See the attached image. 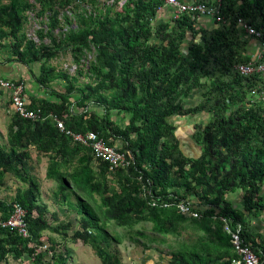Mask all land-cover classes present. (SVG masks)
I'll list each match as a JSON object with an SVG mask.
<instances>
[{
    "label": "trees",
    "instance_id": "trees-1",
    "mask_svg": "<svg viewBox=\"0 0 264 264\" xmlns=\"http://www.w3.org/2000/svg\"><path fill=\"white\" fill-rule=\"evenodd\" d=\"M38 1L41 14L48 12L51 20L39 32L40 44L20 35L32 6L0 0V47L1 39L12 36L19 60L40 62L35 77L50 94L33 97L30 107L46 116L56 113L75 132L95 131L113 146L121 141L117 148L131 152L134 162L112 173L105 160L73 141L50 117L33 120L12 113L7 141L0 143V186L7 173L26 186L11 202L0 198V217L20 203L30 236L0 227V264H69L70 248L57 250L59 243L53 235L44 237L46 230L82 240L102 264H121L111 249L121 233L112 234L110 225L131 230L143 222L162 235L178 234L186 224L198 232L193 244L172 251L168 264H227L235 250L224 219L233 230L240 228L243 242L264 264V240L251 230V216L264 212V72L242 74L237 68L264 60V0H198L220 4L221 21L216 15L202 21L205 16L189 12L176 17L165 0ZM167 8L173 12L163 17L160 12ZM60 9L70 10L64 15L69 26L55 36ZM239 19L260 34L248 35ZM45 37L50 43L43 42ZM254 38L260 57L249 53ZM67 49L76 64L73 74L49 64ZM80 76L88 80L81 82ZM56 80L62 90L53 86ZM199 93V102L186 107L185 100ZM201 112L209 114L207 123L195 124L202 152L190 157L172 118ZM33 148L49 157L47 178L57 183L54 199L78 211V228L72 220L54 224L60 220L57 213L48 218L40 179L30 168ZM238 194L240 203L230 197ZM69 197L75 200L68 203ZM153 199L173 205L153 206ZM180 200L190 202L199 217L182 214L175 205ZM135 233L147 237L141 230ZM42 242L51 245L53 258L38 251Z\"/></svg>",
    "mask_w": 264,
    "mask_h": 264
},
{
    "label": "rangeland",
    "instance_id": "rangeland-1",
    "mask_svg": "<svg viewBox=\"0 0 264 264\" xmlns=\"http://www.w3.org/2000/svg\"><path fill=\"white\" fill-rule=\"evenodd\" d=\"M117 8H121L120 4H118V7L116 6V9ZM69 11L67 9H60L59 18L62 20L60 24L61 28H54L52 32L55 36H58L59 33H61L60 31L66 30L69 26L66 25L64 20L65 14L71 15V12ZM49 16L50 14H45L43 17H39L38 19L36 18V14L34 15L30 13V19L26 22V28L29 31L34 32V35H32L31 38H34L37 44H40V38L38 37L39 34L37 35V30H39L41 27L47 28V25L51 22ZM71 20L73 24L74 17H71ZM43 42L50 43V39L45 37L43 38ZM251 43L252 44L250 46L249 53L253 55H259L262 51L259 40L254 38L252 39ZM8 53L12 55V51H9ZM49 64L58 70H69L72 74L75 72L76 68L74 57L70 49L58 52L57 56L49 61ZM35 73L38 75L41 73V70L37 65L35 66ZM87 80L88 79L84 76H80L81 82ZM61 85V80H56L53 83V86L55 88H59L60 90L63 89ZM198 99H200V93L191 97V100L190 97H188L185 100L186 107L197 104L199 102ZM200 116L202 115H197V117ZM10 121L11 113L8 111V109H4V111L0 110V129L3 131V133L0 132L1 144L6 143L7 141V130ZM116 145L120 146L121 141H117ZM48 163L49 157L47 155L40 154L34 148L32 149L30 168L33 174L37 175L40 179L41 201L49 206L48 218L52 220V214L57 213L60 220L54 222V224H58L61 220H72L74 223L73 227L78 228L79 224L77 222V218L80 217L78 211L74 208H71L67 204L60 205V203L54 199V192L57 189V183L46 176ZM25 186L26 184H24L13 174L7 173L5 176V184L0 186V198L11 202L16 195L17 190L19 188H24ZM261 194L264 196V188ZM70 200L74 201L75 199L73 197H69L68 203H70ZM137 230L143 231L147 237H142L136 234L135 232ZM110 231L114 235H120L121 233V240L119 242L114 241L112 243L113 245L111 246L112 250H117L119 253L121 264H168L172 251L179 250L182 248L184 243L188 245L193 244L198 237V232L188 224L184 226L183 230H180V233H171L168 235L156 233L153 230L152 223L148 222L140 223L131 230L110 225ZM72 232V230H69V234H72ZM49 235H53L56 241L59 243L57 250L65 251V247L70 248L71 253L69 264H102L101 259L98 257V255H96L94 249L90 245L85 244L82 240L74 241L69 237L65 239L61 234L52 233L51 231L46 230L44 232V237H49ZM152 237L155 238L154 241H151ZM25 263L28 264L27 261Z\"/></svg>",
    "mask_w": 264,
    "mask_h": 264
},
{
    "label": "built area",
    "instance_id": "built-area-1",
    "mask_svg": "<svg viewBox=\"0 0 264 264\" xmlns=\"http://www.w3.org/2000/svg\"><path fill=\"white\" fill-rule=\"evenodd\" d=\"M166 3L174 8L176 17L183 12H189L206 17H213L216 15L218 21L222 20V16L219 15L220 4L211 5L204 1L186 0H166ZM238 22L248 35L260 34L254 26L243 19H239ZM258 57H260V54ZM237 68L242 74H250L256 70L264 72V60L259 64L253 61L241 63ZM260 98L264 101V86L261 90ZM0 100L1 103L7 102V104L11 106L13 113L21 118L43 120L50 117L56 122L57 127L66 134L72 136L74 141L89 147L97 158L107 161L111 171L115 172L119 169L129 168L134 162V156L131 152H123L116 146L108 144L99 133L95 131H88L85 133L75 132L68 129L65 125V120L59 117L56 113L51 112L46 116L43 114L41 108L30 107V100L25 92V81L22 79L12 80L0 75ZM151 204L153 206H161L165 208L173 205L171 202H162L157 199H153ZM175 205L182 214L199 217V212L193 209L190 202L180 200ZM26 216L27 212L25 208L20 203L15 202L11 214L6 218L0 217V227L17 230L19 234L27 237L29 236V229ZM224 221L226 222L225 229L231 235V243L235 250V256H233L227 264H260L257 254L248 244L243 242L240 228L233 230L226 219H224ZM37 246L38 251L44 252L47 259L53 257L54 251L50 248L48 242H42Z\"/></svg>",
    "mask_w": 264,
    "mask_h": 264
},
{
    "label": "crops",
    "instance_id": "crops-1",
    "mask_svg": "<svg viewBox=\"0 0 264 264\" xmlns=\"http://www.w3.org/2000/svg\"><path fill=\"white\" fill-rule=\"evenodd\" d=\"M10 0H3V3H8ZM186 1H198V0H186ZM24 2L32 7L28 8L26 10L25 15H27L24 27L20 33V35H23L27 37L28 39H34L31 38L32 35H34V32L29 31L26 28V22L30 19V13L36 14V18L39 19V17H43L41 14V5L38 0H24ZM173 10L171 8H167L164 11H161V15L163 17H170ZM45 14H48L45 13ZM44 14V15H45ZM166 15V16H165ZM202 21L208 20V17H201ZM207 25V24H206ZM42 27L37 30V35L39 34ZM47 29V28H46ZM40 35H38L39 37ZM40 38V37H39ZM13 37L8 36L3 39H1V42L3 43V47H0V75L2 77L10 78L12 80L22 79L25 81V92L30 100V103L32 102L33 97L36 99L46 98L49 97V92L46 88L42 87L36 80V74L35 73V66L37 65L38 68L41 69V63L36 62H30L27 59L26 63L24 61L19 60L18 56L13 52L11 48V44L13 42ZM25 46V43L22 44V48ZM9 51H12V55L8 53ZM37 83V85H36ZM195 94H193L191 97H193ZM190 97V100H191ZM199 100V99H198ZM197 100V101H198ZM1 101V100H0ZM196 101V102H197ZM8 109V111L12 114L13 110L7 102L1 103L0 102V110ZM14 114V113H13ZM202 115L200 117H197V115ZM196 115L186 116V117H173L172 121L177 126L176 134L180 141V146L183 150V152L186 155L194 154V155H200L202 152L201 146L197 143V141L194 138V132H195V124L202 123L205 124L209 120V114L207 112H201ZM208 119V120H207ZM0 132L3 133V131L0 129ZM116 173V172H115ZM47 176V172H46ZM240 195H231L230 197L234 201H238L240 203L241 198ZM251 230L254 232H259L262 235V239L264 240V212L258 216V217H252L251 216ZM257 241L260 242V239L257 238Z\"/></svg>",
    "mask_w": 264,
    "mask_h": 264
},
{
    "label": "bare ground",
    "instance_id": "bare-ground-1",
    "mask_svg": "<svg viewBox=\"0 0 264 264\" xmlns=\"http://www.w3.org/2000/svg\"><path fill=\"white\" fill-rule=\"evenodd\" d=\"M166 1V0H165ZM167 4V3H166ZM167 6H170V5H168L167 4ZM25 89H26V86H25ZM29 106H30V104H29ZM56 123V122H55ZM57 125V124H56ZM60 129V128H59ZM69 129V128H68ZM61 130V129H60ZM62 131V130H61ZM62 132H64V131H62ZM65 133V132H64ZM66 134V133H65ZM66 135H68V134H66ZM100 135V134H99ZM68 136H70V135H68ZM101 136V135H100ZM71 138H72V136H70ZM104 138V137H103ZM73 139V138H72ZM74 141V140H73ZM76 142V141H75ZM116 146V145H115ZM117 147V146H116ZM92 152V151H91ZM92 154H93V152H92ZM94 155V154H93ZM95 156V155H94ZM96 157V156H95ZM97 158V157H96ZM98 159H100V158H98ZM102 160V159H101ZM107 162V161H106ZM108 163V162H107ZM109 165V164H108ZM110 172H114V171H110ZM28 229H29V227H28ZM29 236H30V232H29ZM29 236H27V237H29ZM24 237V236H23ZM50 245V244H49ZM50 248H51V245H50ZM52 249V248H51ZM53 250V249H52ZM54 251V250H53ZM45 254V253H44ZM45 257H46V254H45ZM53 257H54V255H53ZM52 257V258H53Z\"/></svg>",
    "mask_w": 264,
    "mask_h": 264
},
{
    "label": "water",
    "instance_id": "water-1",
    "mask_svg": "<svg viewBox=\"0 0 264 264\" xmlns=\"http://www.w3.org/2000/svg\"><path fill=\"white\" fill-rule=\"evenodd\" d=\"M201 155V154H200ZM200 155H194V154H190V157H199Z\"/></svg>",
    "mask_w": 264,
    "mask_h": 264
}]
</instances>
